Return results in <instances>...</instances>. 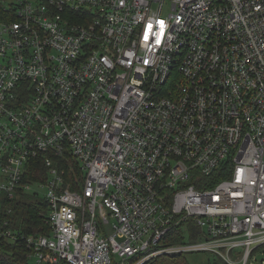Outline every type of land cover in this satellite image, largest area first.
<instances>
[{
  "label": "built area",
  "instance_id": "obj_1",
  "mask_svg": "<svg viewBox=\"0 0 264 264\" xmlns=\"http://www.w3.org/2000/svg\"><path fill=\"white\" fill-rule=\"evenodd\" d=\"M40 189L48 229L14 227L12 203ZM181 226L199 236L165 245ZM0 242L33 264H252L264 0H0Z\"/></svg>",
  "mask_w": 264,
  "mask_h": 264
},
{
  "label": "trees",
  "instance_id": "obj_2",
  "mask_svg": "<svg viewBox=\"0 0 264 264\" xmlns=\"http://www.w3.org/2000/svg\"><path fill=\"white\" fill-rule=\"evenodd\" d=\"M72 159L70 162L73 165V169L80 170L78 162L70 156ZM71 165L67 163L65 165L68 172L73 170ZM43 167L34 166L30 168L28 174L26 175L25 181L38 182L45 179L43 173ZM81 175V172H80ZM16 206L15 212L12 215L14 227L23 229L29 233H39L48 229V225L43 220L45 215L44 212L47 211L48 205H46L44 197L40 195L37 197L34 194H25L20 199L19 203L13 202ZM41 226V228L39 227ZM38 228V229H37ZM199 229L196 226L190 227V229L185 231L182 226L173 229L169 236L165 239L164 244L170 245L172 243H179L186 240L187 238L196 239L199 236ZM219 260L220 259H216ZM30 260L27 256V251L21 245H13L12 243H2L0 242V264H30ZM222 264H227L221 261ZM147 264H190L187 259V255H160L157 258L150 260ZM209 264H212L211 261Z\"/></svg>",
  "mask_w": 264,
  "mask_h": 264
},
{
  "label": "rangeland",
  "instance_id": "obj_3",
  "mask_svg": "<svg viewBox=\"0 0 264 264\" xmlns=\"http://www.w3.org/2000/svg\"><path fill=\"white\" fill-rule=\"evenodd\" d=\"M71 160L72 159H68L67 162H64L63 167L66 168L65 165H67V163H68L71 165L70 167L73 169V167H72L73 165L70 162ZM69 173L72 177L73 187L78 189L79 184H81L80 170L78 171L76 169H73ZM33 189L38 190V185H33L30 191H33ZM32 193H34V192H32ZM44 193H45L44 189L39 190V194L41 197H44ZM39 227L41 228V226H39ZM187 259L189 260L190 264H209L210 261L212 264H222L221 259H220L221 261L215 260V256L213 254H209L208 252L189 253V254H187ZM216 259H218V257H216ZM251 259H252L251 260L252 264H264V246L262 248L256 250ZM29 263L33 264V260H30Z\"/></svg>",
  "mask_w": 264,
  "mask_h": 264
}]
</instances>
